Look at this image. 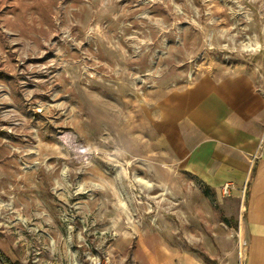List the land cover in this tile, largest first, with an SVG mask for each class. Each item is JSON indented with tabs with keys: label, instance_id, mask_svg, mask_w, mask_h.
Listing matches in <instances>:
<instances>
[{
	"label": "rangeland",
	"instance_id": "obj_1",
	"mask_svg": "<svg viewBox=\"0 0 264 264\" xmlns=\"http://www.w3.org/2000/svg\"><path fill=\"white\" fill-rule=\"evenodd\" d=\"M242 74L264 81V0H0V249L243 264L246 187L236 200L187 166L196 104Z\"/></svg>",
	"mask_w": 264,
	"mask_h": 264
},
{
	"label": "crops",
	"instance_id": "obj_2",
	"mask_svg": "<svg viewBox=\"0 0 264 264\" xmlns=\"http://www.w3.org/2000/svg\"><path fill=\"white\" fill-rule=\"evenodd\" d=\"M192 117L206 138L188 157L187 166L212 188L234 183L232 196L236 200L241 197L242 187H246L239 221L245 245L243 264H261L262 248L253 247L250 252V235L252 231L260 234L264 243V194L249 191L251 182L254 188L264 184V81L246 74L226 79V88L206 95L196 104ZM248 195L252 198L251 208L246 204ZM159 246L139 254L136 264H206L196 255L176 254ZM232 264H237V254Z\"/></svg>",
	"mask_w": 264,
	"mask_h": 264
},
{
	"label": "trees",
	"instance_id": "obj_3",
	"mask_svg": "<svg viewBox=\"0 0 264 264\" xmlns=\"http://www.w3.org/2000/svg\"><path fill=\"white\" fill-rule=\"evenodd\" d=\"M0 264H21L20 261L12 260L7 254L0 249Z\"/></svg>",
	"mask_w": 264,
	"mask_h": 264
},
{
	"label": "built area",
	"instance_id": "obj_4",
	"mask_svg": "<svg viewBox=\"0 0 264 264\" xmlns=\"http://www.w3.org/2000/svg\"><path fill=\"white\" fill-rule=\"evenodd\" d=\"M231 184H229V183H226L223 187H222V192L224 193V194H227V195H229L230 194V192H231ZM244 244V243H243ZM244 246V245H243Z\"/></svg>",
	"mask_w": 264,
	"mask_h": 264
}]
</instances>
